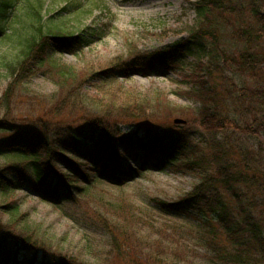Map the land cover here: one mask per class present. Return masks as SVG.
<instances>
[{
    "label": "trees",
    "instance_id": "trees-1",
    "mask_svg": "<svg viewBox=\"0 0 264 264\" xmlns=\"http://www.w3.org/2000/svg\"><path fill=\"white\" fill-rule=\"evenodd\" d=\"M17 1L0 0V36ZM35 2L18 52L2 59L10 81L0 98V154L20 151L30 160L0 166V213L8 216L6 221L0 216V264H197L199 257L210 264H264V0L191 2L195 16L186 38L151 51L132 48L128 57L117 56L100 68L97 87L104 94L89 111H77L78 94L83 82L96 79L95 72L63 64L55 55L88 46L104 32L79 23L82 10L74 15L76 27H68L64 17L41 24L44 0ZM67 2L65 11L79 6ZM156 66L182 73L190 85L184 93L199 104L195 125L208 134L205 139L195 140L184 126L151 122L154 112H186L165 96L155 98L152 111L147 98L111 92L117 73L147 77ZM48 68L62 94L53 108L56 117L10 114L12 89ZM126 156L139 167L124 166ZM147 165L183 170L198 182L175 200L150 198L168 218L160 226L134 205L106 203L103 211H91L87 222L108 237L99 262L52 246L20 222L25 214L18 201L8 200L12 192L28 188L58 207L83 189L79 183L120 185L122 176ZM180 219L193 224L189 228L203 254L192 246L191 230L178 224Z\"/></svg>",
    "mask_w": 264,
    "mask_h": 264
},
{
    "label": "rangeland",
    "instance_id": "rangeland-1",
    "mask_svg": "<svg viewBox=\"0 0 264 264\" xmlns=\"http://www.w3.org/2000/svg\"><path fill=\"white\" fill-rule=\"evenodd\" d=\"M36 0H18L15 8L5 22V32L0 36V98L10 79L2 65L3 57L11 59L18 52L20 39L26 31L28 20L32 17ZM71 1V0H70ZM195 0H76L77 7L62 9L67 0H44L40 11L41 24L48 20L64 17L68 27H76L74 15L82 10L80 22L91 29L101 30L104 36L92 38L91 44L72 52L56 54L55 58L74 68L95 72L96 79L92 83H82L79 88V108L95 109L93 102L102 98L103 91L97 87L102 77L100 68L114 61L117 56L128 57L133 48L135 51H151L163 46L171 45L180 38H186L187 30L194 22V11L191 2ZM29 31V30H27ZM187 63L192 59H187ZM45 70V69H44ZM41 70L24 85H18L9 94L8 103L12 110L10 114L19 117H35L51 112V117H56L54 105L62 94L49 71ZM103 71V69H101ZM179 71L173 72L165 67L156 66L149 76H142L129 71L127 75L117 73V84L111 92H124L147 98L150 110L153 111L155 98L165 96L174 106L185 109L184 113L175 111L170 114L158 112L150 114L152 123L157 119L159 123L168 122L174 126H184L193 135L195 140L205 139L208 134L196 127V108L198 102L185 94L190 85L184 82ZM240 82V79L236 78ZM245 84L252 87L253 83L246 80ZM14 112V113H13ZM62 111L63 114L69 113ZM0 117L3 110H0ZM154 115V116H153ZM169 115V116H168ZM175 120L183 122L176 123ZM251 143V138L249 139ZM30 160L25 152L14 151L0 154V166L4 164L25 162ZM124 166L137 168V160L125 157ZM62 170L64 168L62 167ZM124 183L114 180L96 181L88 185L79 183L82 190H74L75 197L71 201L59 202L58 207L38 198L28 188L12 192L8 198L16 199L20 205V213L25 214L20 220L45 239L52 246L68 252L78 258L89 262H99L104 258L108 248V237L99 229L90 225L87 218L94 209L104 210L107 204L137 206L144 214H148L155 226H160L168 218L161 216L152 206L150 198L162 197L175 200L198 182V179L183 170L174 168H155L145 166V170L130 177L122 176ZM4 196L0 195V204L4 203ZM7 200V199H6ZM6 221L7 215L0 213ZM178 224L185 225L191 230L192 246L204 253L198 244L193 224L187 220H177ZM197 264H210L204 257L197 259Z\"/></svg>",
    "mask_w": 264,
    "mask_h": 264
},
{
    "label": "water",
    "instance_id": "water-1",
    "mask_svg": "<svg viewBox=\"0 0 264 264\" xmlns=\"http://www.w3.org/2000/svg\"><path fill=\"white\" fill-rule=\"evenodd\" d=\"M175 122H176V123H180V122H183V121H181V120H175Z\"/></svg>",
    "mask_w": 264,
    "mask_h": 264
}]
</instances>
